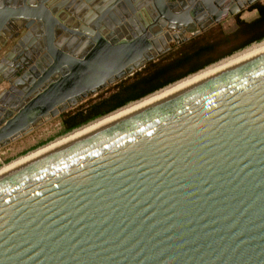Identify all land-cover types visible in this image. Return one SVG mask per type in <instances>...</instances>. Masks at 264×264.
<instances>
[{"label": "water", "instance_id": "95a60500", "mask_svg": "<svg viewBox=\"0 0 264 264\" xmlns=\"http://www.w3.org/2000/svg\"><path fill=\"white\" fill-rule=\"evenodd\" d=\"M50 1H0V148L223 2ZM0 264H264V44L1 172Z\"/></svg>", "mask_w": 264, "mask_h": 264}, {"label": "trees", "instance_id": "16d2710c", "mask_svg": "<svg viewBox=\"0 0 264 264\" xmlns=\"http://www.w3.org/2000/svg\"><path fill=\"white\" fill-rule=\"evenodd\" d=\"M261 17L237 22L230 33L213 28L201 38L184 43L167 61L151 63L125 80L118 82L106 95H102L61 116V133H67L98 117L104 116L131 101L140 99L162 87L194 73L221 58L264 39V6L259 7ZM211 32L218 35L208 37Z\"/></svg>", "mask_w": 264, "mask_h": 264}, {"label": "flooded vegetation", "instance_id": "af4514ba", "mask_svg": "<svg viewBox=\"0 0 264 264\" xmlns=\"http://www.w3.org/2000/svg\"><path fill=\"white\" fill-rule=\"evenodd\" d=\"M16 1L19 2L21 0H16ZM54 1H58V0H54ZM173 1H175V0H173ZM220 1H223V2H221L220 4H215L216 10L214 11L215 12L214 15L217 14V16H219L218 17L219 20L211 23L208 26V28L204 29L203 31H200L196 34H191L188 32L182 33L180 30H177L174 28H169V29L167 28L166 29V27H164L163 32L158 33V35H161V38H157V40L156 39L155 40L160 41V42H162V40H166L165 43H167V47L164 48L163 46H161V48H160L161 51L156 56H154L153 58H151V59L147 60L145 63H143L141 65L142 66L141 68L133 71V73H131V76H133L135 74V72L142 70L145 66L151 65V63H158V62L167 61L168 56L171 54H174V52L178 51L179 48H181V46L184 43H187L194 38H196V39L201 38V35L204 34V32H207V30H210V28L212 26H215V25L223 22L224 20H227L228 18L233 19V22L235 23V28H236L237 22H240V21L248 22V21H252L258 17H261V13L259 12V7L264 6V0H252V1H249V0H220ZM200 3L201 2L199 0H183L182 4L186 5V7L190 9V13L191 12L193 13L192 18H196L192 22L189 21L187 23L186 27L194 29V30L198 29L199 28V26H198L199 22L201 23L204 21H208V19L212 18V16L204 13L203 8L200 7V5H201ZM233 7H235V9L237 8L238 10L235 11ZM230 10H234L235 12L233 14H230L229 13ZM244 12L251 13L252 14L251 18L247 19V20L243 19L242 15ZM162 24L164 26V25H167L168 23L163 22ZM183 28L185 29V26ZM215 28L219 29V26H216ZM235 28H234V30H235ZM20 29H22V28H20ZM165 29H166V32L168 33V36L170 37V40H168L167 34L163 35V33L165 32ZM1 33L3 35V32H1ZM22 33H24V32H22ZM21 34L20 35L17 34V36H16L15 33H13L12 37L10 39H8V42L0 48V57L7 50H9L11 48V46L17 41V39L21 36ZM188 35H190V36H188ZM182 36H186L188 38L185 39L184 41H182V38H181ZM162 55H167V56L162 58ZM36 57L37 56H34V55L32 56V58H36ZM160 57L162 58V60L160 59ZM5 66H8V64H6ZM126 76L124 77V79L121 78L117 81L120 82L121 80L127 79ZM15 77H16V75L10 76V78L12 80L15 79ZM117 81H115L114 83H117ZM9 85L10 84L7 81H3L2 83H0V92L4 89H7L9 87Z\"/></svg>", "mask_w": 264, "mask_h": 264}, {"label": "rangeland", "instance_id": "374dc122", "mask_svg": "<svg viewBox=\"0 0 264 264\" xmlns=\"http://www.w3.org/2000/svg\"><path fill=\"white\" fill-rule=\"evenodd\" d=\"M251 15H252L251 13L244 12L242 17H243V19L247 20V19L251 18ZM216 26H219L220 33L221 32L230 33V32H232L234 30L235 23L233 22L232 18H228L227 20H224L223 22H221V23H219V24H217L215 26H212L210 28V30L215 28ZM22 32H24L23 28L18 31V35H20ZM215 35H218V33L216 34V32H214V33L211 32V34L208 37L215 36ZM188 36H190V35H188ZM166 56L167 55H162V58H164ZM162 58L160 57L161 60H162ZM199 70H201V69H199ZM188 75H190V74H188ZM130 76H131V74L129 76L127 75L126 77L129 78ZM184 77H186V76H184ZM184 77H182V78H184ZM182 78H180V79H182ZM176 81H178V80H176ZM174 82H172V83H174ZM117 83H118V81H117ZM117 83H114V82L110 83L107 87H104L103 89L97 91V93L94 94V95H90L89 94L87 97L83 98V100H81L79 103L69 107L65 111L61 112L59 115H57L55 117H51V118L43 121L41 124L37 125L33 130H31L29 133H27L24 136H22V137H20V138H18L16 140L10 142L7 145L1 147L0 148V167H2L5 164H8V163L18 159V158H20L22 156H25L28 153L36 150L37 148H39L41 146H44V145H46V144L58 139L59 137H61L63 135H66V134L72 132L73 130H75L76 128L71 130V131H69V132H67V133H61V130H62L61 116H62V114L65 113V112H72V111L78 109L79 107H81L82 105L88 103L89 101H92L93 99H96V98H98V97H100L102 95H106L107 93H109L115 87V85ZM172 83H170V84H172ZM137 100H139V99H137ZM134 101H136V100H134ZM131 102H133V101H131ZM98 118H100V117H98ZM88 123H86V124H88ZM82 126L83 125H81L79 127H82ZM79 127H77V128H79Z\"/></svg>", "mask_w": 264, "mask_h": 264}, {"label": "bare ground", "instance_id": "6f19581e", "mask_svg": "<svg viewBox=\"0 0 264 264\" xmlns=\"http://www.w3.org/2000/svg\"><path fill=\"white\" fill-rule=\"evenodd\" d=\"M53 1L54 0H52L50 2H53ZM7 27H8V25H7ZM1 32H2V30H0V35H2ZM165 42H166V40H162V42L157 41L158 49L161 48L162 44L165 43ZM263 44H264V39L259 41V42H254V43L246 46L245 48H243V49H241V50H239V51H237V52H235V53H233V54H231L229 56H226V57L220 59L219 61H216V62L206 66L205 68H203V69H201V70H199V71H197L195 73H192V74H190V75H188V76H186V77H184V78H182V79H180L178 81H175L174 83L169 84V85H167V86H165V87H163V88H161V89H159V90H157V91H155V92H153V93H151V94H149V95H147V96H145V97H143V98H141L139 100L130 102V103H128V104H126V105H124V106H122V107H120V108H118V109H116V110L104 115V116H101L100 118H97V119L89 122L88 124L83 125L82 127L76 128L72 132H70V133H68L66 135H63V136L59 137L58 139H56V140H54V141H52V142H50V143H48V144H46L44 146H41V147L37 148L36 150L28 153L27 155L22 156V157L14 160V161L8 163V164H5L4 166L0 167V173L5 171L8 168L14 166V165H17V164L21 163L22 161L26 160L27 158L33 156L34 154H36V153H38V152H40L42 150L48 149L50 147H53L56 144H58L59 142H61V141L65 140V139H67V138H69V137H71V136H73L75 134H78V133L88 129L91 126H93V125H95V124H97V123H99V122H101V121H103V120H105V119H107V118H109V117L121 112V111H124V110H126V109H128L130 107H133V106H135V105H137V104H139V103H141V102H143V101H145V100H147V99H149V98H151V97H153V96H155V95H157V94H159V93H161L163 91H166V90H168V89H170V88H172V87H174V86H176V85H178V84H180V83H182V82H184V81H186V80H188V79H190V78H192L194 76H197V75H199V74H201V73H203V72H205V71H207V70H209V69H211V68H213L215 66H218V65H220V64H222V63H224L226 61H229V60H231V59H233V58H235V57H237V56H239L241 54L249 52V51H251V50H253V49H255V48H257V47H259V46H261Z\"/></svg>", "mask_w": 264, "mask_h": 264}]
</instances>
